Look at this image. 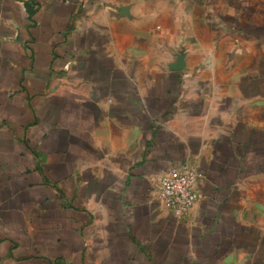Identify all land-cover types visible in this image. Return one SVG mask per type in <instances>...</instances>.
<instances>
[{"label":"crops","instance_id":"1","mask_svg":"<svg viewBox=\"0 0 264 264\" xmlns=\"http://www.w3.org/2000/svg\"><path fill=\"white\" fill-rule=\"evenodd\" d=\"M0 264H264V0H0Z\"/></svg>","mask_w":264,"mask_h":264},{"label":"built area","instance_id":"2","mask_svg":"<svg viewBox=\"0 0 264 264\" xmlns=\"http://www.w3.org/2000/svg\"><path fill=\"white\" fill-rule=\"evenodd\" d=\"M201 175L198 169L186 163L163 172L155 184L159 202L176 217H185L197 201L196 187Z\"/></svg>","mask_w":264,"mask_h":264}]
</instances>
